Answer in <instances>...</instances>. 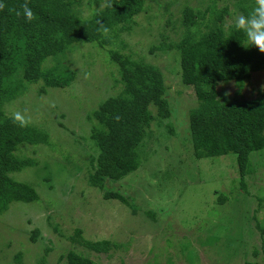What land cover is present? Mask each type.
Here are the masks:
<instances>
[{
  "label": "trees",
  "instance_id": "obj_1",
  "mask_svg": "<svg viewBox=\"0 0 264 264\" xmlns=\"http://www.w3.org/2000/svg\"><path fill=\"white\" fill-rule=\"evenodd\" d=\"M27 2L36 16L33 21L16 15L25 0H4V8L0 9V216L13 202L31 203L41 198L35 187L16 177L26 167L37 164L36 160L22 158V150L29 145H56L55 128L47 124V119L20 128L9 118V106L27 95L31 88L37 98H52L55 89H61L60 96L64 93L70 100L79 95L82 77L94 72L87 68L81 75L78 69L91 66L85 62V55L79 56L83 43H94L104 49L109 69H112L109 96L87 111L83 109L87 105L83 107L84 104L78 102L77 106L85 114L79 118L77 113L73 115L84 129L88 127L87 132L83 131L86 133L83 138L95 149H90L92 153L87 149L82 157L87 183L100 190L104 199L118 200L134 214L137 212L131 197L109 185L136 171L143 159L147 160L144 152L150 145L146 141L154 143L156 139L153 123L161 127L170 124L165 123L170 117L167 98L170 86L158 64L148 60L145 52L139 53L131 44L130 37L137 34L136 27L143 33L156 31L148 45L152 54L176 51L177 64L173 67L180 74L183 85L193 89L194 98L188 112L194 156L202 159L234 154L238 187L250 193L248 177L264 167L262 160L258 162L252 157L264 151V97L230 98L218 86L234 83L241 88L255 72L264 70V53L255 47L245 48L242 34L232 31L227 19L230 14L247 13L255 0ZM141 15L147 16L149 28L137 21ZM97 21L109 28L107 34L98 31ZM51 100L45 102L46 108L59 110V105ZM34 101L28 103L24 98L21 106L35 107ZM62 115L66 117L67 114L63 112ZM73 156L74 153L67 150L64 159L80 167ZM257 200L261 203L264 199L259 196ZM217 202L224 204L226 196L219 193ZM257 226L264 235V228ZM55 231L63 235L57 225ZM38 233L39 229H34L30 237L35 242ZM69 237L74 243L99 254H109L119 247L110 239L92 241L85 238L80 227ZM24 254V250H18L13 263L26 264ZM62 258L65 259L63 264H97L88 254L74 248L59 260ZM38 264L45 262L40 258ZM240 264L257 263L245 259Z\"/></svg>",
  "mask_w": 264,
  "mask_h": 264
},
{
  "label": "rangeland",
  "instance_id": "obj_2",
  "mask_svg": "<svg viewBox=\"0 0 264 264\" xmlns=\"http://www.w3.org/2000/svg\"><path fill=\"white\" fill-rule=\"evenodd\" d=\"M137 21L142 27H150L146 15ZM135 30L137 34L134 31L130 37L134 49L145 52L148 60L158 64L170 86V117L165 121L170 124L161 127L154 122L156 139L154 143L146 141L150 145L144 152L147 160L143 159L136 171L109 185L131 197L137 212L134 214L118 200L104 199L100 190L87 183L82 157L87 149H95L83 138L88 127L84 129L73 115L81 117L86 109L109 96L112 69L104 49L83 43L79 56L85 55V62L91 66L78 69L81 75L87 68L94 72L82 77L79 95L70 100L64 93L60 96L61 89H55L52 98H37L31 88L9 106V112L27 109L33 123L47 119V124L55 128L52 131L56 145H29L22 150V158L36 160L37 164L26 167L16 177L35 187L41 198L31 203L13 202L0 216V264H14V255L20 249L27 256L26 264H38L40 258L45 264H63L65 259H59L70 248L88 254L97 264H240L245 259L264 264V235L257 226L264 228V200H257L259 196L264 199V167L248 177L249 193L238 187L234 154L202 159L194 156L188 112L193 89L183 85L173 67L177 64L176 51L152 54L148 45L156 31L143 33L139 27ZM223 87L218 89L230 98L264 97V70L255 72L241 88L234 83ZM179 90L183 93L179 94ZM24 98L28 103L35 100L36 106L22 107ZM49 98L59 105V110L46 108ZM78 102L83 107L87 105L85 111L79 109ZM67 150L74 153L73 161L80 167L64 159ZM252 157L264 165V151ZM219 193L226 196L224 204L217 202ZM56 225L63 235L55 231ZM77 227L89 240L110 239L119 247L109 254L92 252L70 239ZM37 228L35 242L30 237ZM239 252L237 259L229 263Z\"/></svg>",
  "mask_w": 264,
  "mask_h": 264
},
{
  "label": "clouds",
  "instance_id": "obj_3",
  "mask_svg": "<svg viewBox=\"0 0 264 264\" xmlns=\"http://www.w3.org/2000/svg\"><path fill=\"white\" fill-rule=\"evenodd\" d=\"M4 8V0H0V9ZM17 16L23 15L25 20L33 21L36 16L33 10L29 7L27 0L21 5V10L16 11ZM227 19L231 22L230 27L234 32L242 34L243 43L245 48L255 47L261 53H264V0H255V5L245 12H239L234 15L230 14ZM100 25L98 31L105 34L109 32V28L106 27L101 21H97ZM228 34L227 31L225 33ZM87 73L85 78H87ZM228 95V93H225ZM11 121L18 125L20 128H26L32 125L33 119L28 113L27 109L12 110L9 114ZM119 119V117H116Z\"/></svg>",
  "mask_w": 264,
  "mask_h": 264
}]
</instances>
